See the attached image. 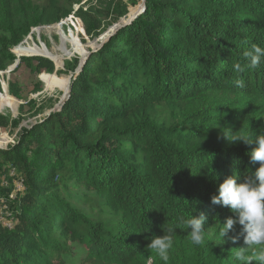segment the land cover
<instances>
[{"label": "trees", "instance_id": "1", "mask_svg": "<svg viewBox=\"0 0 264 264\" xmlns=\"http://www.w3.org/2000/svg\"><path fill=\"white\" fill-rule=\"evenodd\" d=\"M66 15L48 17L32 0H0V34L15 47L33 27ZM252 45L264 47V0H145L81 67L76 59L59 69L72 74L64 99L0 147V264L70 257V239L100 263L165 264L147 245L169 227L176 229L167 264H228L213 224L231 213L211 197L225 177L238 173L240 182L259 167L246 154L254 144L225 136L264 131V64L248 66L242 56ZM34 58L55 71L52 60ZM157 101L181 105L184 128L157 123L148 111ZM62 169L61 177L94 188L115 220L75 207L63 195ZM18 176L23 189L12 199ZM191 213L212 226L203 245L186 238L181 218Z\"/></svg>", "mask_w": 264, "mask_h": 264}, {"label": "rangeland", "instance_id": "2", "mask_svg": "<svg viewBox=\"0 0 264 264\" xmlns=\"http://www.w3.org/2000/svg\"><path fill=\"white\" fill-rule=\"evenodd\" d=\"M48 17H60L67 13L58 22L41 24L33 27L23 41L30 45H46L50 50L60 53V48L65 45L67 54L63 61L57 65L54 60L55 71L49 72L46 64L43 65L35 59L34 53L17 55L15 48L6 43L10 37L0 34V55H3V67L0 68V95L10 100V105H5L0 110V147L14 143L19 132L29 128L31 124L48 114L57 107L67 88L54 80L66 81L71 73H59V69H65L66 63L74 64L76 59L81 63L89 49L101 44L112 29L127 16L139 9L142 0H32ZM84 11V14L81 12ZM127 12L121 16L122 12ZM61 24L59 31L54 25ZM99 32V35L92 32ZM32 40V41H31ZM22 41V42H23ZM21 44V43H20ZM19 44V45H20ZM85 49V51H83ZM70 53V54H69ZM13 56V59L11 58ZM29 57V59H21ZM45 57V56H42ZM3 74V76H2ZM13 85V92L10 89ZM69 86V85H68ZM1 100V97H0ZM181 105L168 102H154L148 108L155 121L166 127H181ZM8 121V122H7ZM14 141V142H12ZM7 144V145H6ZM65 169L57 172L61 177ZM63 195L69 199L75 207L80 209L91 219H104L114 221L117 213L109 208L97 191L78 180H67ZM15 185V180L12 182ZM2 222L7 223L6 220ZM240 226H237L239 232ZM69 245L73 249L70 257L61 256L53 259L50 264H110L100 263L89 259L85 249L75 239H70ZM243 238L233 244L231 241L221 244V255L228 264H237L233 258L232 248L243 247Z\"/></svg>", "mask_w": 264, "mask_h": 264}, {"label": "clouds", "instance_id": "3", "mask_svg": "<svg viewBox=\"0 0 264 264\" xmlns=\"http://www.w3.org/2000/svg\"><path fill=\"white\" fill-rule=\"evenodd\" d=\"M251 67L264 64V47L252 45L242 53ZM233 71L242 73L244 66L241 63L233 64ZM240 83V81H237ZM229 130V129H228ZM225 132V131H224ZM239 133V134H237ZM230 142H239L244 145H255L246 153L252 163H259L253 172L247 168L240 182L239 174L233 173L224 178L218 188V194L211 197V203L220 205L229 210L231 215L223 222L219 217L214 218L215 236L218 244L237 243L241 237L244 245L232 248L233 258L237 264H264V131L254 134L251 129L244 131L225 132ZM206 217L203 214L181 218V223L189 231L186 238L191 245H203L210 228H205ZM237 226H240L237 232ZM175 227H169L161 236L153 237L147 245L149 251H154L167 264L170 250L174 245ZM149 264H152L149 258Z\"/></svg>", "mask_w": 264, "mask_h": 264}, {"label": "bare ground", "instance_id": "4", "mask_svg": "<svg viewBox=\"0 0 264 264\" xmlns=\"http://www.w3.org/2000/svg\"><path fill=\"white\" fill-rule=\"evenodd\" d=\"M60 26H61V24L60 25L59 24L56 25L55 28H56L57 31L60 30V28H61ZM14 50H15L17 55H24L26 53H34L36 55H42V56L48 57V58L54 60L57 65H59L63 61V59L65 58V55L67 54V50L65 48V45H63L60 48V53H57V52H54V51L50 50L44 44H42V45H37V44L30 45V44H28L27 41H23ZM83 51H85V49ZM55 82L63 85L65 87V89L67 87L69 88L68 79H66V81H59V80L57 81L55 79L54 83ZM68 88H67V90H68ZM67 90H66V92H67ZM0 97H1V100H0V110H1L3 108V106L10 105V100L6 96H3V95H0Z\"/></svg>", "mask_w": 264, "mask_h": 264}, {"label": "water", "instance_id": "5", "mask_svg": "<svg viewBox=\"0 0 264 264\" xmlns=\"http://www.w3.org/2000/svg\"><path fill=\"white\" fill-rule=\"evenodd\" d=\"M144 6H145V0H142L141 4H140V6H139V9H138L136 12H134L133 14L127 16L123 21H120L118 24H116L115 27L112 29V33H110V34H109V35H108L103 41H101V44H99L98 46L94 47L93 50H95V49H97V48H100V47L102 46V44H103L106 40H108L112 35H114L116 32H118V31H119L121 28H123L125 25H127V24L132 20V18H133L136 14H138L142 8H144ZM53 27H56V25H54ZM90 54H91V52L87 51L85 54H82V56L86 59ZM85 59H82V60L84 61ZM83 61H81L80 65H79L80 67H81L82 64H83ZM78 68H79V67H78ZM78 70H79V69H76V71H78ZM71 78H72V74H71L70 77H69V88H68L67 92L63 94V96L61 97V99H60L59 102H61V101L64 99L65 95L69 92V90H70V85H71ZM53 110H54V108H53ZM51 111H52V110H51ZM51 111H50V112H51Z\"/></svg>", "mask_w": 264, "mask_h": 264}, {"label": "built area", "instance_id": "6", "mask_svg": "<svg viewBox=\"0 0 264 264\" xmlns=\"http://www.w3.org/2000/svg\"><path fill=\"white\" fill-rule=\"evenodd\" d=\"M2 76H3V74H2ZM12 142H14V141H12ZM6 145H7V144H6ZM15 172H16L15 168H12V169H11V174L14 175ZM22 189H23V179H22V177H19V176H18V177L15 178L14 190L11 192L10 197H11L12 199L15 198L16 193H17V192H20Z\"/></svg>", "mask_w": 264, "mask_h": 264}]
</instances>
